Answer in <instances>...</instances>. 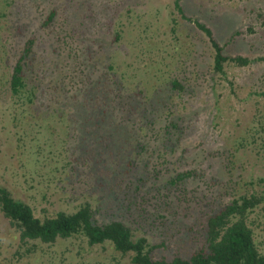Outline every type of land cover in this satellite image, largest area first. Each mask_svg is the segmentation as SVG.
Segmentation results:
<instances>
[{
	"label": "trees",
	"instance_id": "obj_1",
	"mask_svg": "<svg viewBox=\"0 0 264 264\" xmlns=\"http://www.w3.org/2000/svg\"><path fill=\"white\" fill-rule=\"evenodd\" d=\"M32 2L40 14L36 28L21 21L23 10L13 11L17 3L21 5L17 0H0V116L4 125L10 127L5 142L6 159L15 158L12 164L18 161L24 171L28 167V171L36 172L48 163L49 171L61 168L67 175L76 170V175L79 145H69V135L81 136L88 142L84 136L93 133L99 140L106 136L113 145L124 140L129 148V162L123 173L142 168L138 182L130 185L137 197L141 184L152 176L161 177L163 168L159 170L157 163L153 168L151 159L158 155L163 157L161 165L168 163V154H176L184 142L186 125L183 116L174 111L172 99L192 90L191 81L154 67V73H132L131 62L119 58L125 36L123 14L116 19L115 29H111V23L105 29L103 18L107 14L69 10L59 21L57 8L45 10L39 8V1ZM174 5L184 19L195 22L208 36L214 49L215 72L225 75L227 63L247 66L254 61L242 55H226L207 25L187 17L180 0H175ZM40 30L48 39L38 35ZM135 35L144 45H150L151 38L143 31ZM134 45V41L129 43L130 47ZM41 130L44 132L39 133ZM48 133L53 136L43 148L40 141ZM260 137L264 148V135ZM248 143L240 142L236 150ZM67 150L70 154L63 156ZM216 155L221 157L222 153ZM226 157L224 164L229 165L231 159ZM226 170L231 173L230 167ZM197 176L200 173L196 168L177 172L165 186L177 189L186 179ZM257 182H264V178ZM236 190L232 181L221 182L210 203L218 204L204 212L198 236L179 237L180 241L193 242L195 248L168 259L158 257L166 240L153 242L150 236L157 231L169 238L173 236L167 224L169 215L176 216L178 209L169 191L155 189L157 203L154 202L152 214L146 213V207L139 206L136 200L125 197L119 207L129 221L123 213L119 217L114 213V218L105 221L98 218L99 208L90 202L71 212L60 210L52 216H38L34 205L0 184V213L11 230L7 236L0 235V264H264V252L256 240V228L264 229V191L238 195ZM136 210L141 211L137 214ZM188 228L193 230L192 226ZM75 241H79L76 251L64 245ZM93 248L110 250V255H90Z\"/></svg>",
	"mask_w": 264,
	"mask_h": 264
},
{
	"label": "rangeland",
	"instance_id": "obj_2",
	"mask_svg": "<svg viewBox=\"0 0 264 264\" xmlns=\"http://www.w3.org/2000/svg\"><path fill=\"white\" fill-rule=\"evenodd\" d=\"M17 1L21 5L17 6V3L13 11H24L21 21L29 23L32 28L39 26L40 14L32 0ZM37 1L42 4L39 8H57L59 21L69 10L79 14H107L103 18L105 29L109 23L113 24L111 29H115L116 19L123 14L125 36L119 47V58L131 62V72L154 73V67L162 73H177L183 80L189 79L190 87H193L183 96L176 94L172 99L174 111L183 116L187 129L183 144L176 154H168L166 164H160L163 157L158 155L151 159V166L157 163L155 166L159 170L163 168L161 177L152 176L141 184L143 188L137 192V197L130 185L138 182L142 168L136 167L128 174L123 173L129 162V148L124 140L113 145L106 136L99 140L100 137L93 133L84 136L88 142L82 140L81 136L73 138L69 135L67 143L79 145L76 146L80 156V163L75 164L76 175V170H70L67 175L61 168L49 171L48 167L51 166L48 163L36 172L28 171V167L24 171L19 168L18 161L12 164L15 158L5 157L8 148L5 142L10 127L4 125V119L0 116V184L8 186L16 196L34 205L38 216H52L60 210L71 212L84 202H90L95 209L99 208L98 218L107 221L115 217L114 213L118 217L119 213H123L119 204L126 198L136 200L139 206L146 207V213L152 214L157 203L155 189L161 188L163 192L169 191L170 199L178 209L176 216L167 214L171 218L167 229L173 236L169 238L157 231L155 235L150 234V239L153 242L166 240V246L161 247L158 257L172 259L176 254L189 253L195 248L193 242L180 241L179 237L188 234L189 237L198 236L204 212L218 204L210 203L214 198L212 194H216V188L221 186L222 181H232L238 195L264 191V182H257L264 178V148L260 140V135H264V0H180L185 15L207 25L224 47L226 55H242L254 60L247 66L227 63L225 75L213 69L214 49L208 36L195 22L181 16L175 8V0ZM72 19L75 20V17ZM138 29L151 38L150 45H144L142 39L135 35L139 33ZM38 35L48 39L42 30L38 31ZM131 41L135 42L134 47L129 46ZM43 132L41 130L39 133ZM52 136L49 133L42 135L40 144L43 148L46 147V140ZM244 141L251 144L236 150L239 143ZM81 150H85L84 154ZM217 152H221L224 158L220 159ZM68 154L70 150L62 153L63 156ZM227 155L231 159L229 165L224 164ZM227 166L231 168V173L227 172ZM192 168H196L200 176L186 179L177 189L171 186L166 188L171 175ZM252 180L256 182L254 185L248 183ZM209 187L213 192H209ZM146 199H149L148 202ZM139 211L136 210V213ZM125 215L129 221L128 215ZM189 226L193 227L192 231ZM10 232L7 220L0 213V235L7 236ZM138 232L141 233L140 230ZM256 240L264 252V229L261 227L256 228ZM78 242L64 245L76 251ZM109 251L93 248L90 255L109 256Z\"/></svg>",
	"mask_w": 264,
	"mask_h": 264
}]
</instances>
